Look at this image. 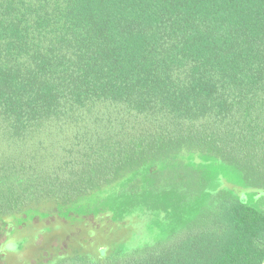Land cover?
<instances>
[{"label": "trees", "instance_id": "obj_1", "mask_svg": "<svg viewBox=\"0 0 264 264\" xmlns=\"http://www.w3.org/2000/svg\"><path fill=\"white\" fill-rule=\"evenodd\" d=\"M189 155L264 188V0H0V240L56 235L28 264H264V193L141 206Z\"/></svg>", "mask_w": 264, "mask_h": 264}, {"label": "rangeland", "instance_id": "obj_2", "mask_svg": "<svg viewBox=\"0 0 264 264\" xmlns=\"http://www.w3.org/2000/svg\"><path fill=\"white\" fill-rule=\"evenodd\" d=\"M204 157L206 158H202V160L198 162L197 160L192 161V159H194V156L192 155L183 157L182 159H184V162H181L180 158L176 157V160L172 163V165H175L177 168H175L169 176H163V182L158 180L157 186L161 191H166L165 197L158 200L155 197L152 198V193L149 194L146 190L142 192L141 195L143 204H141V206L146 212L149 210V214L154 216L153 218L155 221L162 222L159 219H164V222L168 221V226L172 228L176 226H183L186 221L192 220L194 215L199 212L198 210L201 204L196 206V202H192L191 205L182 207L180 204L182 199L190 197V195H188L189 193L191 195L193 194L194 197L197 195L198 197H202L198 198V200L204 199L206 190L205 187L215 185L223 186L224 189L226 188V192L222 193L226 196L228 194L234 196L238 195L242 198V200L252 201V204H257L258 199H260V196L263 195L264 192L252 193V191H249L243 193L241 189H238L237 187H259L262 185L261 182L258 180H245L241 178L240 172L237 170L229 171L223 163H213L211 161V157ZM180 162L182 163V166L180 165ZM186 166L200 171V174L195 176L192 171H180V167L186 168ZM233 187L238 190H234L232 192ZM158 211H160L161 214H165L160 216ZM52 219L53 218H48L44 222L28 225L22 230H15L12 233L7 232V237L6 235L2 236L0 240L2 243L6 240V238L8 240H14L17 243L27 241L26 246L21 248L20 252L6 254V264H28L30 259L39 258L40 254L44 251H52L54 246L53 242L56 237L54 232L50 233L49 231V228L53 226L54 220ZM141 220L144 223L145 218ZM42 234L43 237L39 239V242L43 238L44 241L41 244H38L36 239H38L39 235ZM99 237L97 236L98 239L95 240V244L99 242L102 243V240ZM3 248L6 250L10 249L8 246H5V244Z\"/></svg>", "mask_w": 264, "mask_h": 264}, {"label": "water", "instance_id": "obj_3", "mask_svg": "<svg viewBox=\"0 0 264 264\" xmlns=\"http://www.w3.org/2000/svg\"><path fill=\"white\" fill-rule=\"evenodd\" d=\"M257 191V192H264V188H251V189H244L242 191ZM7 246L10 248V249H15L16 248V245L12 244V243H9L7 244Z\"/></svg>", "mask_w": 264, "mask_h": 264}]
</instances>
